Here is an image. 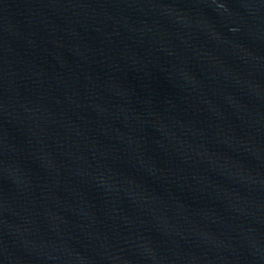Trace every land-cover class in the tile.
Masks as SVG:
<instances>
[{
    "label": "water",
    "instance_id": "obj_1",
    "mask_svg": "<svg viewBox=\"0 0 264 264\" xmlns=\"http://www.w3.org/2000/svg\"><path fill=\"white\" fill-rule=\"evenodd\" d=\"M0 264H264V0H0Z\"/></svg>",
    "mask_w": 264,
    "mask_h": 264
}]
</instances>
